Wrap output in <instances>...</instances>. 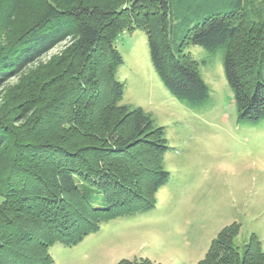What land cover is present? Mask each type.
Returning a JSON list of instances; mask_svg holds the SVG:
<instances>
[{
  "label": "trees",
  "instance_id": "trees-1",
  "mask_svg": "<svg viewBox=\"0 0 264 264\" xmlns=\"http://www.w3.org/2000/svg\"><path fill=\"white\" fill-rule=\"evenodd\" d=\"M261 4L0 0V100L10 80H21L9 106L13 120L0 111V264H54L55 244L77 246L104 223L156 207L170 177L168 140L151 114L122 103L125 86L117 73L123 58L116 47L122 31L146 32L164 89L193 110L210 92L186 51L193 45L220 54L238 120L263 121ZM63 43L67 48L44 76L30 71ZM237 234L236 227L223 230L198 264H264L258 237L240 251Z\"/></svg>",
  "mask_w": 264,
  "mask_h": 264
},
{
  "label": "rangeland",
  "instance_id": "rangeland-1",
  "mask_svg": "<svg viewBox=\"0 0 264 264\" xmlns=\"http://www.w3.org/2000/svg\"><path fill=\"white\" fill-rule=\"evenodd\" d=\"M255 2L264 6V0ZM67 46L52 50L30 71L44 76L50 60ZM116 47L123 58L117 73L125 86L122 103L142 108L165 128L169 149L164 167L170 177L152 211L104 223L77 246L55 244L50 248L54 264H198L219 234L234 227L240 251L252 235L264 250V120H238L222 56L188 47L210 92L209 100L193 110L164 89L152 65L146 32L122 31ZM20 82L16 78L6 84L2 116H11L9 106L16 101Z\"/></svg>",
  "mask_w": 264,
  "mask_h": 264
}]
</instances>
